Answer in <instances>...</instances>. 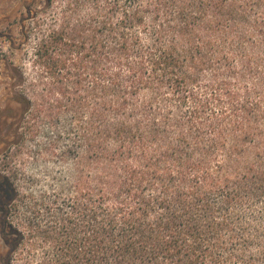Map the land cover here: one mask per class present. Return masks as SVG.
Wrapping results in <instances>:
<instances>
[{"label":"trees","instance_id":"16d2710c","mask_svg":"<svg viewBox=\"0 0 264 264\" xmlns=\"http://www.w3.org/2000/svg\"><path fill=\"white\" fill-rule=\"evenodd\" d=\"M34 25L78 169L30 220L45 264H264V0H63Z\"/></svg>","mask_w":264,"mask_h":264},{"label":"rangeland","instance_id":"374dc122","mask_svg":"<svg viewBox=\"0 0 264 264\" xmlns=\"http://www.w3.org/2000/svg\"><path fill=\"white\" fill-rule=\"evenodd\" d=\"M62 2L0 0V264H45V245L28 235L30 220L42 213L46 198L77 196L76 157L72 153L65 162L59 157L72 151L75 133H63L69 116L46 121L47 112L60 110L45 102L44 68L35 57L41 29L32 30L38 21L47 29ZM16 230L25 234L23 241H16Z\"/></svg>","mask_w":264,"mask_h":264}]
</instances>
